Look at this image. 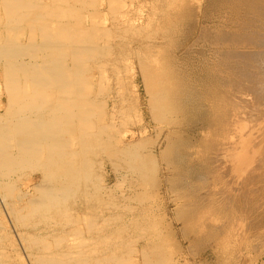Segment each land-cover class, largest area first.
<instances>
[{"label": "bare ground", "instance_id": "bare-ground-1", "mask_svg": "<svg viewBox=\"0 0 264 264\" xmlns=\"http://www.w3.org/2000/svg\"><path fill=\"white\" fill-rule=\"evenodd\" d=\"M134 2L0 0V229L28 264H264V0ZM112 36L158 142L98 100Z\"/></svg>", "mask_w": 264, "mask_h": 264}, {"label": "rangeland", "instance_id": "rangeland-1", "mask_svg": "<svg viewBox=\"0 0 264 264\" xmlns=\"http://www.w3.org/2000/svg\"><path fill=\"white\" fill-rule=\"evenodd\" d=\"M135 1L136 2H134V5H135V7H138L139 5L143 6V4L146 1L148 2L149 0H135ZM87 12H91V10H88ZM107 18H109V17H107ZM108 45L109 46H107V48H104L105 50L108 49L107 51L109 53H108V56L105 60L107 65L105 66V69H104V76L105 77H104V80L102 83L103 88L100 89L99 86L96 87L97 91H98V88L101 91H103V93H102L99 90L100 95H98L99 96L98 100H100V102H102L104 104L105 114L107 115V117H110L111 115H113V121H114L113 124H114V127H116V133L122 132V131L127 130V129H131V128H132V130L134 129L137 132V131L145 128L147 130L146 137L150 138L154 142H158V139L156 137V135H157L156 125L151 118V113H150V108H149V101H148L149 96H147V93L145 90L146 88L143 87V86H145V84L143 83L144 81L142 80L143 77L140 74H137L135 76L133 75V73L136 72V70H135L136 65H135V63L131 64L130 59L126 58V57H128L127 55L117 54L118 50H116L114 52L113 47L120 45L118 40L114 36L110 37ZM108 47H110V48H108ZM121 62H122V64H121ZM125 63H127L128 65ZM116 75H117V77H116ZM120 82L122 85L120 84ZM137 84H139V85H137ZM119 85H120V87H119ZM125 87H127V89ZM137 91L139 93H137ZM135 93H137V95ZM103 95L105 97H103ZM100 97H101V99H100ZM119 98H121V99H119ZM122 101H124V102H122ZM121 106H123V107H121ZM148 108H149V110H148ZM122 109H124V110H122ZM123 112H124V114H123ZM95 172H96V170H95ZM105 173L107 176L111 175L110 167H107V169L105 170ZM27 176L29 177V175H27V174L22 176L21 179H19L17 181L18 185L23 186V184L28 182ZM39 176L40 175H38V174L35 175V177H37V179L39 178ZM112 184H114L113 181L108 183V185H109L108 188H110V189H108L109 191L107 190V193L104 194V200L105 201L114 195V191H117L118 194H121L120 191L123 192L124 189L127 190V188H128L127 182H124V184L122 183V187H119L120 189L113 188ZM111 189H113V190H111ZM111 192H112V194H111ZM172 208H171V211L173 210ZM108 211H109V213H107ZM111 212H112L111 208H108V209H106L104 215L110 214ZM0 236L3 240L1 245H0L1 246L0 247V253L3 254V252L6 250L3 255L7 257L8 263L9 264H28L27 263V261H28L27 255L33 254V251L32 250L28 251V249H27L28 245L26 244V242L23 243V246L20 245V243L17 240L16 234L14 232H12L11 227H9V225H7V229H0ZM7 238H9V239H7Z\"/></svg>", "mask_w": 264, "mask_h": 264}]
</instances>
